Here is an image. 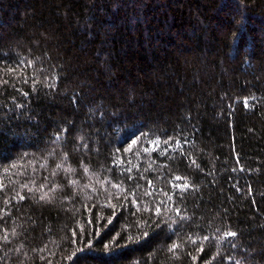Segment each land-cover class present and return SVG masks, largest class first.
<instances>
[{"label": "trees", "instance_id": "trees-1", "mask_svg": "<svg viewBox=\"0 0 264 264\" xmlns=\"http://www.w3.org/2000/svg\"><path fill=\"white\" fill-rule=\"evenodd\" d=\"M0 264H264V0H0Z\"/></svg>", "mask_w": 264, "mask_h": 264}, {"label": "snow or ice", "instance_id": "snow-or-ice-1", "mask_svg": "<svg viewBox=\"0 0 264 264\" xmlns=\"http://www.w3.org/2000/svg\"><path fill=\"white\" fill-rule=\"evenodd\" d=\"M57 140H59V137H57ZM136 143V141L134 140L133 141V144H135ZM154 143H159L158 141L157 142H154ZM165 143H167L166 141H165ZM131 147V146H130ZM66 158V157H65ZM61 167V165H57V168H60ZM66 173H70V172H72L73 171V169H71V168H64L63 169ZM86 171H87V169H86ZM175 180H181L182 179V177H179V176H177V177H175L174 178ZM70 183H76L75 181H70ZM113 187H120L119 185H113ZM176 187L177 188H179V189H181V190H183V189H186V188H188L189 187V185L187 184V182H185L184 184H177L176 185ZM121 192H123V189L121 188ZM145 195H151V193H149V192H146L145 193ZM47 197V193H44V195L43 196H41V199H44V198H46ZM21 199H23V197H21ZM169 199H171V197L169 196ZM155 211H156V213L157 214H160V208H156L155 209ZM235 235V233H233V232H226V233H224V236L225 237H228V236H234ZM203 239L204 240H207L208 239V237L207 236H205V237H203ZM193 243H195V241L193 240L192 241ZM177 247H179V245H176V244H173L172 246H171V248L169 249V251H174ZM203 249L201 248L200 249V251H202ZM195 259V258H194Z\"/></svg>", "mask_w": 264, "mask_h": 264}]
</instances>
